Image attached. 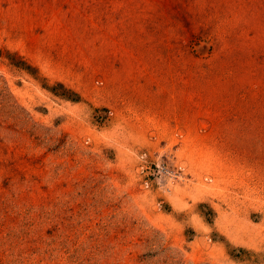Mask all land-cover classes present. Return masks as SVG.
<instances>
[{"label":"rangeland","instance_id":"1","mask_svg":"<svg viewBox=\"0 0 264 264\" xmlns=\"http://www.w3.org/2000/svg\"><path fill=\"white\" fill-rule=\"evenodd\" d=\"M0 264H264V0H0Z\"/></svg>","mask_w":264,"mask_h":264}]
</instances>
